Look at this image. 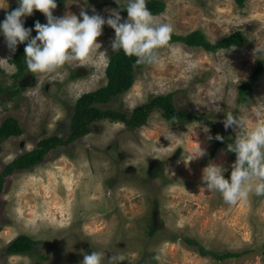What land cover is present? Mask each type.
Instances as JSON below:
<instances>
[{
	"label": "rangeland",
	"instance_id": "obj_1",
	"mask_svg": "<svg viewBox=\"0 0 264 264\" xmlns=\"http://www.w3.org/2000/svg\"><path fill=\"white\" fill-rule=\"evenodd\" d=\"M162 1L165 10L153 16L158 23H171L175 34L201 30L214 43L242 31L247 40L217 51L173 42L157 50L161 66L138 64L131 87L98 106L129 114L153 96L173 93L178 110L214 121L221 137L233 142L236 132L224 127L225 114L249 117L264 108V71L252 82L251 98L237 104L239 83L264 57V0L242 5L234 0ZM117 2L63 0L53 15L79 17L83 10L107 18L118 10ZM16 3L0 0L7 8H0L1 21ZM31 20L47 23L44 14L34 13ZM114 37L105 24L91 60L45 73L26 69L14 79V51L0 35V123L13 117L22 129L20 135L0 139V172L42 138L67 137L77 98L106 84ZM200 148L205 154L196 157ZM235 159L204 120L173 123L154 110L134 129L123 121H95L87 134L52 148L40 163L4 177L0 264H80L92 251L105 253L104 264L114 252L125 257L123 264H264V196L250 193L247 200L229 205L201 181L209 163L228 170ZM18 235L32 238L35 248L7 253ZM200 246L237 256L218 261L202 255Z\"/></svg>",
	"mask_w": 264,
	"mask_h": 264
},
{
	"label": "clouds",
	"instance_id": "obj_2",
	"mask_svg": "<svg viewBox=\"0 0 264 264\" xmlns=\"http://www.w3.org/2000/svg\"><path fill=\"white\" fill-rule=\"evenodd\" d=\"M17 4L0 21V35L12 51L25 44L24 61L31 73L52 72L71 61L91 60L97 46L100 48L97 38L105 24L115 31L113 52L122 50L125 55L136 57L137 64L161 66L157 50L168 45L174 31L171 23L155 20L147 0H126L122 9L127 11V19L121 17L120 10H112L107 18L83 10L79 17L75 14L56 17L53 15L56 0H17ZM34 11L43 13L47 20L46 24L35 23V37L33 29L25 28L23 19ZM223 123L226 129L232 127L236 132L233 142L228 144V150L236 155L230 177L225 178L226 168L209 163L202 169V183L208 191L218 192L229 205L247 200L250 193L264 196V108H258L249 117L226 113ZM198 151L196 157L205 154L201 148ZM105 259L104 252L92 251L84 254L80 264H104ZM124 260L118 252L107 258L108 264H123Z\"/></svg>",
	"mask_w": 264,
	"mask_h": 264
},
{
	"label": "trees",
	"instance_id": "obj_3",
	"mask_svg": "<svg viewBox=\"0 0 264 264\" xmlns=\"http://www.w3.org/2000/svg\"><path fill=\"white\" fill-rule=\"evenodd\" d=\"M62 1L63 0H56V3H60ZM234 1L238 5H242L244 3V0ZM115 6L118 10H120L121 17L123 19H127V11L122 9L125 7V4L115 3ZM16 7H18L17 3L14 4L9 11L15 9ZM147 7L153 15H156L162 13L165 10L166 5L162 0H147ZM34 13H37L40 16L43 15V13L39 11H34L33 14ZM33 14L23 18L24 26L26 28L33 29L32 33L35 30L31 20ZM246 40L247 37L242 31H235L222 37L217 42L212 43L207 39L201 30H193L184 35L172 33L168 45L173 42H181L187 46L203 48L206 51H217L219 49H229L235 45L243 44ZM24 48V43L17 45L14 54L10 59L16 67V71L13 73L14 79L21 77L27 69L24 61ZM135 61L136 57H129L125 55L122 50L110 53L105 67V76L107 79L106 84L94 91L85 92L77 98L73 107L67 137L63 139L59 136L52 135L42 138L38 141L35 148L19 155L7 163L0 172V192L2 191L3 181L6 175H9L15 170L26 169L40 163L49 150L58 145L71 143L77 138L87 134L90 130L91 123L101 119L123 121L129 129H134L138 126L144 125L150 113L154 110H158L163 119L173 123L190 120H204L211 125L212 130L215 133V138L217 136L221 137L214 121H209L202 115L192 114L185 110H178L173 104V93L153 96L143 105L135 107L129 114L117 110L100 108L98 104L107 103L113 96L122 94L131 87L134 82L135 68L138 65ZM263 71L264 57H261L257 60L250 76L238 85V105H242L251 98L252 82ZM1 90L2 87L0 86V91ZM14 92L15 91H12L10 94H14ZM230 112L234 114L233 111H229L228 113ZM21 133L22 129L20 125L13 117H7L0 123V139L11 135H20ZM216 140L218 144L224 145L227 149L228 144L232 143V140L227 138ZM230 172L231 167L225 172V178L230 177ZM151 232L153 233L154 230H151ZM35 246L36 242L32 238L27 235H18L10 241L6 248V252L10 254H25L31 252ZM199 250L202 255L210 254L218 261L237 256V253L233 252L218 253L215 251H206L201 246L199 247Z\"/></svg>",
	"mask_w": 264,
	"mask_h": 264
}]
</instances>
